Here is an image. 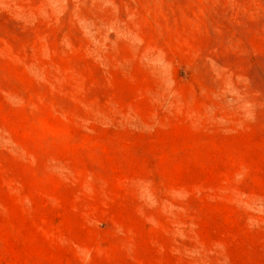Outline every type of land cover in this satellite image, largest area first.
Listing matches in <instances>:
<instances>
[{
  "label": "rangeland",
  "instance_id": "1",
  "mask_svg": "<svg viewBox=\"0 0 264 264\" xmlns=\"http://www.w3.org/2000/svg\"><path fill=\"white\" fill-rule=\"evenodd\" d=\"M0 264H264V0H0Z\"/></svg>",
  "mask_w": 264,
  "mask_h": 264
}]
</instances>
